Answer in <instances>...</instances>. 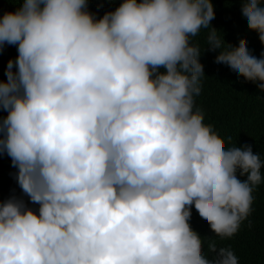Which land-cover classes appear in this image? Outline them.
Returning a JSON list of instances; mask_svg holds the SVG:
<instances>
[{"label": "clouds", "instance_id": "1", "mask_svg": "<svg viewBox=\"0 0 264 264\" xmlns=\"http://www.w3.org/2000/svg\"><path fill=\"white\" fill-rule=\"evenodd\" d=\"M88 6L23 0L0 17V49L18 53L0 81V153L39 205L0 201V264H239L194 223L236 234L264 159L204 123L193 38L207 29L216 61L262 92L264 58L225 41L212 0H123L100 18ZM241 7L264 43V0Z\"/></svg>", "mask_w": 264, "mask_h": 264}, {"label": "trees", "instance_id": "2", "mask_svg": "<svg viewBox=\"0 0 264 264\" xmlns=\"http://www.w3.org/2000/svg\"><path fill=\"white\" fill-rule=\"evenodd\" d=\"M22 2L23 0H0V17L7 11H15ZM122 2L123 0H88V10L100 18ZM212 2L215 17L211 24L221 30L220 35L224 34L225 41L237 50L241 44H246L252 55L258 59L264 58V43H261L258 32L249 29L242 19L241 0ZM207 32V29H202L193 38V43L198 44L201 49L200 60L205 71L202 91L195 97V105L203 111L204 123L212 127L225 148L236 143L241 147L251 145L253 153L261 154L264 159V92L258 89L257 83L247 80L243 75H233L226 65L216 61L220 49L212 50L210 45L207 46ZM17 54L16 45L6 44L0 49V81L7 80V64ZM6 116L7 112L0 109V119ZM261 171L264 173V167ZM16 174L17 168L12 165L11 158L6 153H0V201L16 196L23 199L28 207L38 211L39 205L33 204L19 187ZM237 177L242 181L247 179L246 175L241 176L239 172ZM253 197L251 214L230 238H220L211 233L200 220H195L194 225L201 232L207 249L210 242L208 238H211L217 248L228 244L238 257L239 264H264V183L255 188ZM193 212H197L194 205ZM214 255H208V258L211 259Z\"/></svg>", "mask_w": 264, "mask_h": 264}]
</instances>
